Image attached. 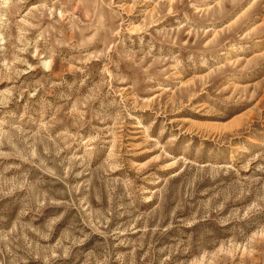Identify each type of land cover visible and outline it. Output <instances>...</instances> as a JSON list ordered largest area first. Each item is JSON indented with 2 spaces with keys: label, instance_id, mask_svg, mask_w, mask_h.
Returning a JSON list of instances; mask_svg holds the SVG:
<instances>
[{
  "label": "rangeland",
  "instance_id": "obj_1",
  "mask_svg": "<svg viewBox=\"0 0 264 264\" xmlns=\"http://www.w3.org/2000/svg\"><path fill=\"white\" fill-rule=\"evenodd\" d=\"M0 264H264V0H0Z\"/></svg>",
  "mask_w": 264,
  "mask_h": 264
}]
</instances>
